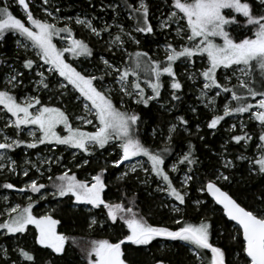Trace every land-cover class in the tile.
<instances>
[{"label":"snow or ice","instance_id":"obj_1","mask_svg":"<svg viewBox=\"0 0 264 264\" xmlns=\"http://www.w3.org/2000/svg\"><path fill=\"white\" fill-rule=\"evenodd\" d=\"M15 2L22 8L26 22L12 13L7 0L0 4V42L7 41L9 35L14 38L11 52L0 51V171L7 168L9 172H16V161L9 153L21 146L35 149L38 145H62L86 156L97 149L112 147L118 157L112 160L113 166L129 162L117 180H125L139 169L145 173L141 183L147 184L149 178L154 179L155 191L177 202L172 207L177 214L182 213L178 205L187 203L190 184L200 179V187L196 190L207 193L222 207L223 215L234 222L235 235L231 239L237 249L233 264H264V190L255 198L258 206L245 207L219 185L221 181H231V175L225 173L235 169L239 161L246 162L249 175L264 178V0H165L166 13L161 14L164 18H154L161 32L170 35L174 31L175 36L164 43L163 61L153 59L147 51L138 50L126 53V63L119 65L115 55L116 51H124L125 37L138 45L140 41L133 32L149 35L156 32L150 23L149 0H122L123 7L128 10V19L133 21L131 31L119 22L120 6L116 3L107 5L114 14V23L97 27L92 19L60 17L47 8L45 16L39 17L33 14L29 0ZM48 3L49 0H43V4ZM55 11L59 13L60 9ZM73 24L87 29L91 36L100 38L102 33H107L111 37L106 49L113 59L99 58L103 65L97 68L99 75L83 67L85 62H91L89 58L93 57L94 50L84 39L75 37ZM113 27L117 29L115 35L109 32ZM81 57L84 59H79ZM196 59L202 62L201 67L189 72ZM177 62L183 63L188 80L200 78L202 86L197 99L214 112L207 122L209 129H215L225 117L245 113H249V121H255L260 129L258 135L249 134L241 121L242 134L232 135L231 141L237 145L243 141L247 151L255 136V148L251 154L241 153L233 159L221 153L219 160L224 171L213 170L214 178H198L196 166L200 162L191 142L186 151L174 154L172 146L180 126H185L187 131L188 121L183 116H177L176 123L157 124L150 132H145L144 118L129 106L130 101L132 105L147 109L151 102L162 101L165 87L162 77L169 78L167 87L171 90V101H181L183 85L174 70ZM74 64L81 67L78 69ZM219 70H223L222 78ZM141 75L145 77L144 87L140 83ZM106 77L112 78L110 84L104 83ZM233 78L237 83L229 86ZM146 89H150L151 94ZM210 92L215 95H209ZM41 93H51L48 103L43 102ZM222 94L226 101L222 114H215L217 97ZM249 98L255 103H249ZM66 103H72L79 112L70 113L67 107L58 106ZM174 107V104L167 107L166 101L160 103V108L168 112ZM73 121L90 125L93 130L74 126ZM61 127L65 134L59 131ZM235 127L233 124L232 128ZM25 131L30 139L21 138ZM158 140L163 147L157 144ZM72 157L76 158V152H72ZM138 157L143 159L132 163ZM168 158H174L170 167ZM60 159L50 157L39 163H59ZM24 163L40 171L37 163L30 160ZM88 163V159L83 160L84 165ZM76 167L81 164L77 163ZM106 171L107 168H100L86 179H78L75 173L68 171L54 179L48 177L55 197H67L71 207L77 210L78 206H85L88 229L120 226L121 232L115 234L114 242L110 238L92 239L87 247L80 248L86 264H126L122 245L147 246L157 237L182 242L197 264H230L226 250L210 242L211 224L207 218H201L199 223L176 219L173 221L177 225L175 230L153 225L137 210L135 200L126 194L121 195L120 202L105 198ZM181 171L182 178L172 176ZM23 175L28 176V170H24ZM0 187L15 188L8 182ZM46 187L33 179L17 191L39 193ZM193 203L199 209L204 201L196 199ZM32 209L30 197L26 206L10 207L7 218L0 222V237L15 241L10 247L0 245V264H36L35 246L50 250V256L54 257L44 264H55V259L66 253V246H80L74 235L58 231L60 220L47 213L34 215ZM29 226L35 229L31 246L23 239ZM155 264H163V261L157 260Z\"/></svg>","mask_w":264,"mask_h":264},{"label":"trees","instance_id":"obj_2","mask_svg":"<svg viewBox=\"0 0 264 264\" xmlns=\"http://www.w3.org/2000/svg\"><path fill=\"white\" fill-rule=\"evenodd\" d=\"M4 2L5 0H0V4ZM34 2L41 4L43 0H34ZM7 3L9 4L12 13L17 18H21L25 21L21 10L18 8V5L14 3V0H7ZM110 3H116L120 6L119 22L122 23L127 30L131 29L133 21L128 19V10L123 7L122 0H49L47 5L44 4V7L50 9L61 17L84 15L86 18L92 19L97 27H103L105 23H114V14L111 8L107 7ZM29 5L31 10L35 11V7L32 6V3ZM149 5L150 23L153 25L152 16L161 8L166 11L167 5L165 4V0H149ZM57 8L60 9L59 13L55 11ZM39 17L43 16L40 14ZM72 27L74 28L75 37L84 39L94 50L93 57L89 58L91 62H85L83 66H95L94 68L97 70V68H103V65L99 62L101 56L110 61L113 59L112 53L108 52L106 49L105 33H102L101 37L97 38L91 36L89 32L81 26L73 24ZM115 31H117L115 27L109 29V32L112 34ZM163 34L164 32L157 31L153 35L135 33L134 36L140 41V43L134 45L127 41L125 44V48L128 49L127 53H132L138 50L147 51L153 59H160L163 61L164 56L159 57L156 53L157 50L155 49L158 43L166 41ZM13 40L14 38L9 35L7 41L0 42V51L6 53L11 52L14 47ZM124 55L125 53L116 51L115 60L117 64L126 63L127 59L124 62ZM199 62L201 61L196 59L194 67H196ZM177 64L178 62L174 65V70L177 72L178 78L183 85L180 92L181 101H171L169 95L171 90L167 87L169 78L162 77L165 84V87L162 89V101L151 102L150 107L147 109L142 105H132L130 101L129 106L138 111L144 118L143 128L145 132H150L151 128L157 124L167 125L169 123H176L175 118L177 116H183L188 121V125L186 126L187 131L184 130L185 126H180L179 134L175 137L172 146L174 154L178 155L181 154L182 151H186L188 143L191 142L195 149V155L200 162L196 166V168L199 169L197 172L198 178L204 180L214 178L211 175L213 170L219 169L220 171H224L220 166V154L223 153L228 159H233L236 155L241 153H244L245 155L251 154L255 148V136L254 140L249 142L251 147L245 151L243 141L239 145L231 141L230 138L232 135H240L242 132L240 125L235 124V128L231 127L230 124H233V121L228 117H225L215 129H209L207 127V122L213 116L212 110L199 104L194 97V85L196 86L200 83H189V80L181 76L179 73L181 67ZM74 65L77 66L76 64ZM144 78L145 77L141 75V84H143ZM106 79L110 78L106 77ZM25 83H28L27 79H25ZM48 95L50 94L41 93L43 102H45L44 100ZM125 99L127 100V98ZM165 101L169 108H171L173 104L175 105L171 112L160 108V103ZM48 102L49 101L45 103ZM248 102L255 103V100L249 98ZM221 103L222 97H217V105H220ZM234 103L235 102L232 104L234 105ZM58 106L67 107L70 113L79 112V109L74 108L72 103L58 104ZM117 106H119L118 97ZM192 108H196L197 111H191ZM238 116L246 125L244 131L249 134L258 135L260 130L259 126L255 121H249V113ZM74 123L75 121H73V124ZM197 125H199V130H197ZM200 137H204V139L201 140ZM21 138L25 139L24 134ZM226 141L227 143H225ZM157 144H160V146L163 147V144L160 143L159 140L157 141ZM54 146L55 148H52L51 151L52 159L55 160L56 157H60L61 159L59 163H47L46 167H43L42 170L44 176L41 177V181L39 182L45 184L47 186L46 189H53L51 187L52 182L48 179L49 176L54 179L57 175L68 171L69 174L75 173L78 179H86L90 178L91 175L96 174L100 168H107V171L104 174L105 182L108 185L104 194L106 199L120 202L121 195L126 194L128 197L135 200L137 210H139L151 224L167 226L172 230H175L177 227L173 222L176 219L183 218L189 222L199 223L201 218H207L211 224L210 242L226 250L227 259L230 264H233L235 261V251L237 246L231 239V236L235 235L234 225L225 218L221 209L212 202L207 193H201L196 190L200 187V179H197L190 184L188 196L186 197L187 203L186 205H178L182 209V213L177 214L172 211L173 204H176L177 202L173 201L164 193L156 192V182L154 179L149 178L147 184L141 183L140 181L145 179V173L139 169L136 174H130L125 180H117V177L121 172H124L126 168L123 164L119 167L112 165V160L118 158L116 151L112 149V147H106L105 150L97 149L91 156H86L78 151L76 153V158L73 159L71 149L59 145ZM45 148L46 145H38L35 149H28L21 146L13 152H10V155L14 158L17 165H19L24 156L28 155L31 160H34L33 158L35 154L43 152ZM84 159L89 160L87 165L83 164ZM173 162L174 158H168V167H170ZM77 163H80L81 167L77 168ZM236 163L237 167L235 169L225 173L231 175V181H221L219 182V185L242 206H258L255 198L261 194L262 190H264V178L249 175L246 170V162L239 161ZM186 170L187 169L184 168V171ZM181 173H183V171L172 173V176L178 178ZM34 176L35 173L33 171H29L28 176H24L21 175V173L14 175L12 172L4 169L0 171V185L8 182L12 183L16 188H20L23 186V182ZM176 186L179 187L178 182H176ZM133 192L136 194L134 197L132 195ZM5 194L9 195L10 200H16L21 207L24 206L23 197L16 196L12 189H4L3 187H0V199H2ZM196 199L204 201L203 206L199 209H197L196 205L193 203ZM32 202L34 204L32 209L34 215H42L46 213L53 215L54 218L61 221V223L57 225L58 231L74 235L80 242L79 247L66 246V253L61 258H56L55 264H86V261L82 259L81 247H87L89 241L92 239L110 238L114 242L116 240L115 234L121 232L119 224L114 228H110L106 225L103 229L98 226L95 230L88 229V213L85 211V206L80 205L78 206L79 210H77L76 208L71 207V201L67 197H55L53 192L47 193L43 199L32 200ZM124 202L127 203L126 200ZM164 205H167V207ZM2 217H0V222L4 220ZM109 224H111V222H109ZM34 232V227L29 226L28 234L23 238L27 241L29 246L32 245ZM124 232L126 233V229ZM13 244H15L14 240L0 237V245L10 247ZM35 248L36 264H44L45 260L54 258L53 256H50V250L41 249L39 246H35ZM122 249L125 254L126 264H155L157 260H162L163 264H197L186 245H183L180 241H172L164 237L155 238L147 246H134L125 243L122 245Z\"/></svg>","mask_w":264,"mask_h":264},{"label":"rangeland","instance_id":"obj_3","mask_svg":"<svg viewBox=\"0 0 264 264\" xmlns=\"http://www.w3.org/2000/svg\"><path fill=\"white\" fill-rule=\"evenodd\" d=\"M14 3L15 4H17L16 2H15V0H14ZM32 3V6L33 7H35V11H33V14L34 15H36V16H39L40 14L44 17L45 16V13H44V9L46 8V7H44V4H43V2H41V4H37L36 2H34V0H29V4H31ZM18 5V4H17ZM30 6V5H29ZM18 8L21 10V13H22V15L24 16V18H25V15H24V13H23V10H22V8L18 5ZM48 11H51L50 9H47ZM52 12V11H51ZM162 13H166V11L164 10V9H159L158 10V12H155V14L152 16V20H153V26L156 28V31L157 32H161L160 30H159V25H158V22H157V19L156 18H154V17H159L160 19H163L164 17L161 15ZM53 14L54 15H57L56 13H54L53 12ZM59 16V15H58ZM77 16H80L81 18H86V16H84V15H75L74 17H73V19L75 18V17H77ZM61 17V16H60ZM48 19H51L50 17H48ZM24 22H26V19H25V21ZM174 25H173V29H174ZM85 30H87V29H85ZM88 31V30H87ZM129 31H131V29H129ZM116 32L117 31H115L113 34H116ZM135 33L133 32L132 33V35H134ZM105 35H106V42L111 38L107 33H105ZM164 36V39H166V40H171L174 36H175V33H174V31H172V33L169 35V34H167L166 32H164V34H163ZM77 38V37H76ZM125 40H126V42L127 41H129L130 43H132V44H134V45H136L135 43H133L132 41H130V40H128V38L127 37H125ZM105 42V43H106ZM164 43L165 42H161V43H158L157 44V46H156V50H157V55H159V57H163L164 56V51H163V46H164ZM128 49L127 48H125L124 49V51H123V53H125V55H124V62L126 61V59H127V55H126V53L128 52L127 51ZM84 58H82L81 57V60H83ZM201 63L202 62H199V64L196 66V67H189V69H188V71L189 72H194L195 71V69H199L200 67H201ZM120 64V63H119ZM118 64V65H119ZM77 66V68L79 69L80 67H81V65L80 64H76ZM179 67H181L179 70V73L181 74V76H183V77H185L186 79H187V76H186V73H185V68H184V65H183V63L182 62H178V64H177ZM75 66V65H74ZM83 67H85V66H83ZM86 68L89 70V72H91V73H93V74H96V75H99L100 74V72L99 71H97V70H95V68L94 67H92V66H90V67H88V66H86ZM220 71V74H221V78L223 77V70H219ZM33 75H34V73H33ZM107 78H110V79H106L105 81H104V83L107 85V84H110L111 83V77H107ZM200 83V78H197V80L196 81H192V80H189V83ZM223 82V81H222ZM237 82H236V80H235V78H233L232 79V81L229 83V86H231V85H235ZM141 86L142 87H144L145 85L144 84H141ZM202 85H201V83L199 84V85H194V87H195V94H194V97H195V99L197 100V102L199 103V104H202V105H204L203 103H201L198 99H197V97L199 96V88L201 87ZM113 87H115L114 85H113ZM146 91L148 92V94H151V90L150 89H146ZM50 95H51V93H49ZM209 95H215V93L214 92H210L209 93ZM224 95L225 94H222V103L220 104V105H217L218 107H217V109H216V113L215 114H222V106H223V104L226 102L225 101V99H224ZM49 96V95H48ZM48 96L45 98V102H47L48 101ZM44 102V103H45ZM227 102H230V103H233V102H231V101H227ZM208 109H210V110H212L210 107H207ZM212 113L214 114V112H213V110H212ZM249 117V116H248ZM231 121H233L232 123L233 124H237V125H240L241 124V119H240V117L237 115V116H229L228 117ZM233 124H230L231 125V127H232V125ZM74 126H81V127H83V128H85L86 130H89V131H91V130H93L92 129V127L90 126V125H80L78 122H76L75 121V123L73 124ZM0 127H2V122H0ZM59 131L62 133V134H65L64 132H63V128L61 127V128H59ZM24 136H25V139H30L28 136H27V132L25 131L24 133ZM59 146H62V145H59ZM62 147H65V148H67L66 146H62ZM52 148H55V146L54 145H46V148L44 149V151L43 152H39V153H36L35 154V156H34V160H31L29 157H28V155L27 156H24L22 159H21V163L19 164V165H17V163H16V172H12L14 175L15 174H17V173H21V175H23V171L24 170H28V172L30 171V172H34L35 173V176L34 177H30V178H28L25 182H23V186L22 187H24L25 186V184H27V183H29L31 180H33V179H36L37 181H38V183H41V182H39V181H41V177H43L44 175L43 174H41V173H43V167L45 168L46 167V165H47V163H43V164H40L39 162L40 161H42V160H47L48 158H52V155H51V151H52ZM69 149V148H68ZM113 149V148H112ZM72 150V152H78L76 149H71ZM9 155H10V153H9ZM11 156V155H10ZM12 157V156H11ZM12 159H14L13 157H12ZM138 159H143V158H140V157H138V158H134L133 159V161H132V163H135V161L136 160H138ZM26 160H30V161H32V162H35V163H37L38 164V166L40 167V171L38 172L35 168H32L29 164H26V163H24V161H26ZM123 165H124V167L127 169V167L129 166V162H124L123 163ZM5 170L6 171H8L7 170V168H5ZM183 174L184 173H181L180 175H179V177L178 178H182L183 177ZM178 182V181H177ZM179 184V183H178ZM22 187H20V188H22ZM17 189H19V188H14V189H12V191L15 193V195L16 196H18V197H23V200H24V206H26V204L29 202V198L31 197V200H40V199H43L46 195H47V193H52L53 191H54V189H41V191L39 192V193H31L30 191H26V192H24V193H21V192H19V191H17ZM5 197H7V200H5L4 198ZM41 197H43V198H41ZM10 197H9V195L8 194H5V195H3V198L2 199H0V217H2L3 219H5L6 217H7V215H8V209L10 208V207H14L15 205H17L18 203H17V201L16 200H10L9 199ZM34 205V204H33ZM23 207V206H22ZM90 207V206H89Z\"/></svg>","mask_w":264,"mask_h":264},{"label":"water","instance_id":"obj_4","mask_svg":"<svg viewBox=\"0 0 264 264\" xmlns=\"http://www.w3.org/2000/svg\"><path fill=\"white\" fill-rule=\"evenodd\" d=\"M223 190V189H222ZM209 198L212 200V198L209 196ZM212 202L214 203V201L212 200ZM215 204V203H214ZM216 205V204H215ZM216 206H218L220 209H221V211H222V213H223V210H222V207L220 206V205H216ZM226 219H227V217H225ZM228 220V219H227ZM229 221V220H228ZM229 222H231L233 225H234V222H232V221H229Z\"/></svg>","mask_w":264,"mask_h":264}]
</instances>
